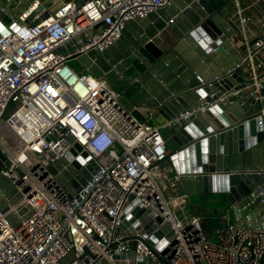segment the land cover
Wrapping results in <instances>:
<instances>
[{
	"label": "built area",
	"instance_id": "obj_1",
	"mask_svg": "<svg viewBox=\"0 0 264 264\" xmlns=\"http://www.w3.org/2000/svg\"><path fill=\"white\" fill-rule=\"evenodd\" d=\"M262 2L232 0L230 9L222 8L235 31L232 42L242 53L225 75L241 71L245 77L220 100L234 97L243 105L252 97L261 104L254 119L264 122ZM171 3L61 0L51 10L43 0H0V151L8 160L0 172L11 184V196L2 194L8 210L0 208V264H116L115 255L131 252L147 257L145 264H264V184L229 202L231 212L205 218L196 214L194 196L175 190L178 175L171 183L173 193H166L163 183L170 150L162 131L189 113L162 126L142 122L121 104L120 93L105 78L78 73L69 64L74 55L105 52L129 21ZM76 144L82 150L69 163L85 161L73 178L90 160L97 168L79 192H70L50 168ZM131 196L154 219L171 226L175 243L165 234L151 244V233L133 216L130 227L122 228ZM211 222L219 224L213 237ZM158 243L163 252L154 251Z\"/></svg>",
	"mask_w": 264,
	"mask_h": 264
},
{
	"label": "water",
	"instance_id": "obj_2",
	"mask_svg": "<svg viewBox=\"0 0 264 264\" xmlns=\"http://www.w3.org/2000/svg\"><path fill=\"white\" fill-rule=\"evenodd\" d=\"M228 4L232 0H172L171 5L146 18L129 21L121 38L105 52L92 50L71 59L80 60L91 75L105 78L120 93L121 104L142 122L147 115H153L169 123L189 113L180 123L162 131L170 150L167 160L179 176L182 194L224 193L229 202H235L264 184V173H244L264 170V122L261 117L254 119L261 109L254 98L247 97L248 102L243 105L234 97L220 100L236 80L245 77L241 71L226 76L224 70L219 72L214 66L212 48L217 45L242 59V53L232 42L235 31L221 13ZM60 52L65 53L66 47L60 48ZM217 77L223 79L218 82ZM206 103L215 104L200 111L199 107ZM247 119L251 121L245 123ZM80 150L76 144L71 153L50 168L70 192H79L97 168L90 160L87 169L73 178L85 160L69 162ZM83 155L90 158L87 153ZM7 164L0 151V170ZM10 188L9 180L0 172V208L4 211L8 207L2 194L10 197ZM18 199H12V203ZM131 200L123 229L130 227L128 219L133 216L151 233V244L165 234L176 242L168 223L159 217L154 219L134 196ZM9 218L15 228L20 226L14 215ZM156 245V253L164 251L162 244ZM114 259L116 264L148 261L147 257L137 258L133 252L115 255Z\"/></svg>",
	"mask_w": 264,
	"mask_h": 264
},
{
	"label": "crops",
	"instance_id": "obj_3",
	"mask_svg": "<svg viewBox=\"0 0 264 264\" xmlns=\"http://www.w3.org/2000/svg\"><path fill=\"white\" fill-rule=\"evenodd\" d=\"M43 1L48 4L49 8H51L50 6H52L53 9H55L61 3V0H43ZM242 1L244 2L245 5H247L250 2H252L253 0H242ZM213 56L215 58L214 66L219 72H221L222 70H224L226 72L230 67H232L239 60L236 56L231 55L228 52V50L224 49L223 47H220L219 50L216 53H213ZM236 112H238V109H236ZM146 120H149L150 123H152L155 126H162V125L167 123L166 121H164L162 119V117H160L159 119H156L155 117H153V115H147L146 116ZM163 166H164L163 170L165 172L164 173L163 183H164V186L166 187V193L167 192L171 193V190H172V193H173L174 190L171 187V183L174 181V177L177 174L175 173V170H174V167L172 165V162H169V160H167L164 163ZM175 190L178 193H181V194L183 193V190H182V188H181L179 183L176 184ZM212 194L220 195L222 197L224 196L225 200L228 201L227 200V196L224 193H204L201 196H194L193 211L196 214L201 215L200 212L208 213V214L201 215L204 218L213 214L208 209H211L212 206H214L216 204L208 205V206H205V207H200V205H199L204 200L203 199L204 197L208 198L209 195H212ZM206 199L204 200L205 202H206Z\"/></svg>",
	"mask_w": 264,
	"mask_h": 264
},
{
	"label": "rangeland",
	"instance_id": "obj_4",
	"mask_svg": "<svg viewBox=\"0 0 264 264\" xmlns=\"http://www.w3.org/2000/svg\"><path fill=\"white\" fill-rule=\"evenodd\" d=\"M262 6H264V0L263 2L261 3ZM51 10H53V7L50 6ZM69 64L70 66L75 69L78 73H84V72H87L86 68L84 67V65L82 64V62L78 59H71L69 61ZM172 192V190H171ZM169 193V192H167ZM207 197H204L203 199L205 200ZM198 199V198H197ZM196 199V200H197ZM202 201L199 205L200 207H205V205H212V204H216L214 206H212L211 209H208L210 210L213 215L215 216H221L223 215L225 212H231L227 206L229 204V201H226L222 196L220 195H216V194H212V195H209V197L206 199V202L205 201ZM205 202V203H204ZM201 215L203 214H208V213H205V212H200ZM214 222H211L209 225H208V232L210 234L211 237H213V234H214Z\"/></svg>",
	"mask_w": 264,
	"mask_h": 264
},
{
	"label": "flooded vegetation",
	"instance_id": "obj_5",
	"mask_svg": "<svg viewBox=\"0 0 264 264\" xmlns=\"http://www.w3.org/2000/svg\"><path fill=\"white\" fill-rule=\"evenodd\" d=\"M232 5V4H231ZM231 5L230 4H228V5H226V7H228L229 9L231 8ZM224 8V7H223Z\"/></svg>",
	"mask_w": 264,
	"mask_h": 264
},
{
	"label": "trees",
	"instance_id": "obj_6",
	"mask_svg": "<svg viewBox=\"0 0 264 264\" xmlns=\"http://www.w3.org/2000/svg\"><path fill=\"white\" fill-rule=\"evenodd\" d=\"M223 198L225 199V197H224V196H223ZM204 203H205V202H204ZM204 206H208V205H205V204H204Z\"/></svg>",
	"mask_w": 264,
	"mask_h": 264
},
{
	"label": "bare ground",
	"instance_id": "obj_7",
	"mask_svg": "<svg viewBox=\"0 0 264 264\" xmlns=\"http://www.w3.org/2000/svg\"><path fill=\"white\" fill-rule=\"evenodd\" d=\"M17 125V124H16ZM17 126H19V125H17Z\"/></svg>",
	"mask_w": 264,
	"mask_h": 264
}]
</instances>
